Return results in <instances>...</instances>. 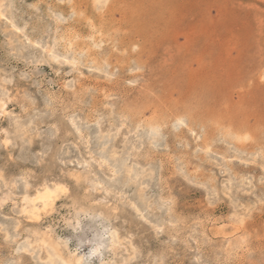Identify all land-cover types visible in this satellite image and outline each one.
<instances>
[{
    "label": "rangeland",
    "instance_id": "rangeland-1",
    "mask_svg": "<svg viewBox=\"0 0 264 264\" xmlns=\"http://www.w3.org/2000/svg\"><path fill=\"white\" fill-rule=\"evenodd\" d=\"M0 264H264V0H0Z\"/></svg>",
    "mask_w": 264,
    "mask_h": 264
},
{
    "label": "bare ground",
    "instance_id": "bare-ground-1",
    "mask_svg": "<svg viewBox=\"0 0 264 264\" xmlns=\"http://www.w3.org/2000/svg\"><path fill=\"white\" fill-rule=\"evenodd\" d=\"M182 122V121H181ZM184 122V121H183ZM155 133V132H153ZM136 176V175H135ZM57 186V185H56ZM61 187H56L54 189L46 187L43 191L39 192L35 198L32 199V206L31 211L32 213L37 216V210L39 209L40 203L41 205L46 208L48 205L52 204L55 200V197L60 191ZM114 238V237H113ZM117 239V238H116ZM118 241V240H117ZM71 262V261H70ZM80 262V261H79ZM78 263V262H77Z\"/></svg>",
    "mask_w": 264,
    "mask_h": 264
}]
</instances>
